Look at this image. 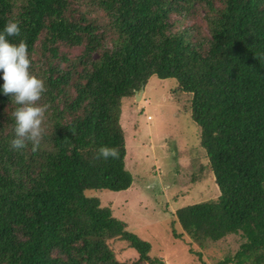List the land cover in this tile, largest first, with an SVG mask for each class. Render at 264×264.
Returning <instances> with one entry per match:
<instances>
[{
  "label": "trees",
  "instance_id": "16d2710c",
  "mask_svg": "<svg viewBox=\"0 0 264 264\" xmlns=\"http://www.w3.org/2000/svg\"><path fill=\"white\" fill-rule=\"evenodd\" d=\"M196 5L207 33L174 29L172 15ZM9 20L21 34L8 39L27 43L30 71L47 89L38 103L49 107L41 149L13 150L18 105L0 71V264H166L87 194L131 187L121 102L152 76L190 95L200 169L219 190L177 208L173 236L204 248L238 234L236 251L214 264H264V0H0V31ZM102 146L119 159H96ZM111 239L137 258L118 260Z\"/></svg>",
  "mask_w": 264,
  "mask_h": 264
},
{
  "label": "rangeland",
  "instance_id": "374dc122",
  "mask_svg": "<svg viewBox=\"0 0 264 264\" xmlns=\"http://www.w3.org/2000/svg\"><path fill=\"white\" fill-rule=\"evenodd\" d=\"M203 14V7L196 5L187 17L172 15L174 29L199 27L206 34ZM103 17L97 18L100 24ZM80 50L75 47L70 52ZM139 94V98L135 94L121 102L126 168L133 175L131 187L122 191L88 190L87 194L98 197L130 231L149 241L150 254L166 264H214L236 251L242 241L240 235L207 241L201 248L186 235L175 238L172 234L177 208L215 199L219 194L211 176L200 169L207 159L200 145V128L189 115L190 95L178 91L176 79L157 76H152ZM175 228L178 233L182 231L177 224ZM109 244L118 260L129 263L137 258L136 250L124 241L111 239Z\"/></svg>",
  "mask_w": 264,
  "mask_h": 264
},
{
  "label": "clouds",
  "instance_id": "9594fccd",
  "mask_svg": "<svg viewBox=\"0 0 264 264\" xmlns=\"http://www.w3.org/2000/svg\"><path fill=\"white\" fill-rule=\"evenodd\" d=\"M19 21L9 20L3 31H0V71L3 72V92L11 95L18 107L12 113L15 119V137L10 141L13 150L26 149L31 144L32 152L41 149L42 141L47 134L45 113L49 105L38 102L47 91L45 81L30 71L32 61L28 45L24 40L18 44L10 42L8 37H19ZM75 135V132L72 131ZM119 159V150L102 146L96 159Z\"/></svg>",
  "mask_w": 264,
  "mask_h": 264
},
{
  "label": "water",
  "instance_id": "95a60500",
  "mask_svg": "<svg viewBox=\"0 0 264 264\" xmlns=\"http://www.w3.org/2000/svg\"><path fill=\"white\" fill-rule=\"evenodd\" d=\"M143 91H144V89H143V87H142L141 90H140V92H136V93H135V94H136V97L139 98V95H140L139 93H142Z\"/></svg>",
  "mask_w": 264,
  "mask_h": 264
}]
</instances>
